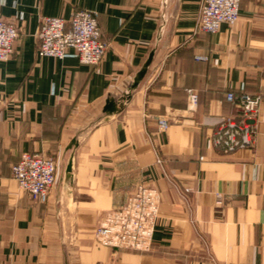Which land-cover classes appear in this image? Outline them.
Wrapping results in <instances>:
<instances>
[{
    "label": "crops",
    "instance_id": "crops-1",
    "mask_svg": "<svg viewBox=\"0 0 264 264\" xmlns=\"http://www.w3.org/2000/svg\"><path fill=\"white\" fill-rule=\"evenodd\" d=\"M201 5L0 0V19L20 30L14 56L0 61V264H264V0L243 1L239 21L215 34L198 30ZM82 9L97 13L110 44L100 65L82 64L73 50L39 56L41 19ZM152 50L144 80L108 116L107 100L129 93ZM229 92L263 103L254 148L224 154L211 136L236 114ZM162 116L171 125L159 133ZM23 153L60 160L47 204L13 178ZM141 185L161 197L151 249L98 244L106 214Z\"/></svg>",
    "mask_w": 264,
    "mask_h": 264
},
{
    "label": "built area",
    "instance_id": "built-area-1",
    "mask_svg": "<svg viewBox=\"0 0 264 264\" xmlns=\"http://www.w3.org/2000/svg\"><path fill=\"white\" fill-rule=\"evenodd\" d=\"M243 1L202 0L198 30L215 34L223 25L233 27L240 19ZM19 37L20 30L15 23L0 19V61L6 62L14 56ZM38 39L39 56L63 59L69 50H73L82 64L94 67L100 65L110 47L103 38L97 13L84 9L74 10L68 19L43 17ZM227 100L234 106L236 114L224 118L215 127L211 136L212 147L224 154L254 148L256 120L263 97L229 92ZM197 104L198 95L191 92L190 108L195 109ZM157 124L158 132L163 133L168 130L171 121L162 116ZM158 163L163 162L158 159ZM60 174V160L42 154L23 153L12 167L13 178L19 187L42 204L49 202ZM160 201V194L155 188L141 185L124 207L106 214L95 232L96 242L108 248L149 251L159 218Z\"/></svg>",
    "mask_w": 264,
    "mask_h": 264
},
{
    "label": "water",
    "instance_id": "water-1",
    "mask_svg": "<svg viewBox=\"0 0 264 264\" xmlns=\"http://www.w3.org/2000/svg\"><path fill=\"white\" fill-rule=\"evenodd\" d=\"M154 55H155V50H152L151 53L149 54V57H148L147 61L145 62V64L141 68V70L138 72L133 84L130 87L129 93L126 96L122 97L121 100H118V101L113 99V98H109L107 100L106 106L104 108V112L108 116L117 114V113L122 111V109L124 108V103L131 99L133 92L138 89V87L140 86L141 82L144 80L145 76L147 75L148 70H149V68H150V66L152 64L153 59H154ZM77 146H78L77 141L73 140L70 143V145L68 146V150L72 149L73 147H77ZM72 169H73V156L70 159L69 164H68L67 169H66L67 181L71 177ZM60 181H61V176H60V179H59V183H60Z\"/></svg>",
    "mask_w": 264,
    "mask_h": 264
}]
</instances>
